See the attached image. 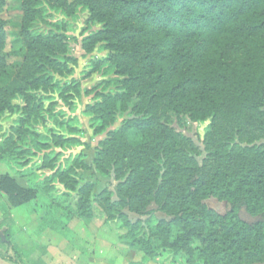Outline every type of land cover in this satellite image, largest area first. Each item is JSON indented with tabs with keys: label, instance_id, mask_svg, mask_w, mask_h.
Wrapping results in <instances>:
<instances>
[{
	"label": "trees",
	"instance_id": "16d2710c",
	"mask_svg": "<svg viewBox=\"0 0 264 264\" xmlns=\"http://www.w3.org/2000/svg\"><path fill=\"white\" fill-rule=\"evenodd\" d=\"M6 1L0 0V78L7 73ZM54 2L21 1L25 53L18 85L0 88V162L23 168L35 152L79 145L71 127L72 135L52 128L46 135L32 125H69L55 111L57 89L69 108L82 93L93 94L85 110L94 133L125 114L93 159L96 172L115 185L95 193L92 182H80L77 170L88 168L83 160L56 167L52 153L37 167L49 170L41 181L22 186L0 175L8 206L50 196L53 209L43 219L57 231L69 230L73 217L90 223L98 208L122 223L119 239L145 261L169 253L185 264H264V0H76L85 10L81 48L102 54L91 61L87 76L102 79L90 89L59 80L73 73L76 58L67 37L48 27L46 9L75 11L67 0ZM16 112V123L1 135L2 120ZM204 122L201 148L181 130ZM131 130L145 142L131 145ZM57 186L62 200L53 195Z\"/></svg>",
	"mask_w": 264,
	"mask_h": 264
},
{
	"label": "rangeland",
	"instance_id": "374dc122",
	"mask_svg": "<svg viewBox=\"0 0 264 264\" xmlns=\"http://www.w3.org/2000/svg\"><path fill=\"white\" fill-rule=\"evenodd\" d=\"M22 0H7L1 14L6 23L7 39L4 48V57L7 65V73L0 78V88H14L18 85L16 72L20 68L25 53V48L20 37V26L22 19ZM55 4L54 0H50ZM73 4L75 15L66 14V6H58L59 9L47 6L46 19L50 22L49 28L63 33L67 37L70 54L76 58V64L73 66V73L65 78H59L63 83L71 80L80 83L82 89H90L98 85L102 79L98 73H92L87 76L92 59L102 56L99 53H85L80 45L82 33L85 25L83 24L84 9L75 4L76 0H67ZM59 90L51 95L52 100L57 102L56 112L63 113L64 120L69 125L59 128L57 125H32V127L41 133L47 135L48 129L52 128L55 132L65 135H72L68 127L76 130L73 137L77 138L79 145L71 147L55 148L51 150H41L35 152L33 156L26 159L29 164L26 167L8 166L0 162V174L7 172L14 176L22 186H27L30 181H41L49 170H37L38 165L44 155H53L57 153L54 163L56 167L67 166L74 157L83 160L88 168H79V179L81 183L92 182L94 192L100 193L104 189L112 190L115 181L112 177H105L96 172L93 159L98 143L104 139L107 133L120 125L125 118V114H118L117 121L105 128L100 134L94 133L90 125L91 114L86 112L85 106L94 101L93 94L76 97L71 102L69 108L59 97ZM20 103V101H15ZM19 112L14 116H6L2 120V133H9L13 124L16 123ZM178 128V127H177ZM209 129L208 122L198 124H188L181 130L185 135L202 148V140L205 132ZM73 133V132H72ZM128 141L131 145H139L145 142L146 137L136 131L131 130L127 133ZM53 151V152H51ZM53 195L58 197L63 188L57 186ZM0 198V264H14L8 262L2 257L11 256L19 264H185L181 256H173L169 253L164 254L156 262L145 261L142 253L129 248L119 239L120 234L125 233L126 229L118 220H110L106 215L95 210V214L90 223H86L80 218L73 217L68 223V229L61 231L53 230L50 224L44 221L45 215L52 211L51 197L39 194L38 198L20 207L10 208L4 196ZM59 200L62 197L59 196ZM76 196L73 194L69 201L73 205ZM210 206L218 208L220 212L227 210L226 205L216 201H210ZM154 208V207H153ZM60 214L62 210L58 211ZM156 218L164 217L161 213L155 212ZM131 220L136 219L135 215L129 214ZM146 217H142L145 219ZM10 231V239H6V231ZM20 232L21 239L15 241V233ZM63 232V233H62ZM62 233V234H61ZM20 252V254L18 253Z\"/></svg>",
	"mask_w": 264,
	"mask_h": 264
},
{
	"label": "crops",
	"instance_id": "0c3cea01",
	"mask_svg": "<svg viewBox=\"0 0 264 264\" xmlns=\"http://www.w3.org/2000/svg\"><path fill=\"white\" fill-rule=\"evenodd\" d=\"M5 173H7V172H5ZM5 173H4V174H5ZM1 174H3V173H1ZM1 174H0V175H1ZM1 196H3V195L0 193V198H2ZM14 238H15V241H16L17 243H19L18 241L21 239V234H20V232L15 233Z\"/></svg>",
	"mask_w": 264,
	"mask_h": 264
},
{
	"label": "water",
	"instance_id": "95a60500",
	"mask_svg": "<svg viewBox=\"0 0 264 264\" xmlns=\"http://www.w3.org/2000/svg\"><path fill=\"white\" fill-rule=\"evenodd\" d=\"M218 210V208H216Z\"/></svg>",
	"mask_w": 264,
	"mask_h": 264
}]
</instances>
